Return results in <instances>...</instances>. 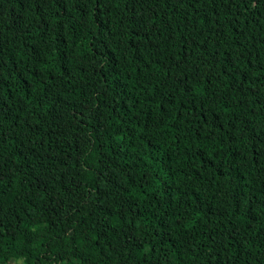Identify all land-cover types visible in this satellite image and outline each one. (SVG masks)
<instances>
[{"label": "trees", "instance_id": "trees-1", "mask_svg": "<svg viewBox=\"0 0 264 264\" xmlns=\"http://www.w3.org/2000/svg\"><path fill=\"white\" fill-rule=\"evenodd\" d=\"M0 264H264V0H0Z\"/></svg>", "mask_w": 264, "mask_h": 264}]
</instances>
